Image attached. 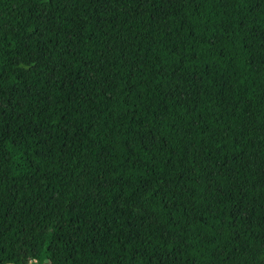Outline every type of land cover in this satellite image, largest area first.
<instances>
[{
  "label": "trees",
  "instance_id": "1",
  "mask_svg": "<svg viewBox=\"0 0 264 264\" xmlns=\"http://www.w3.org/2000/svg\"><path fill=\"white\" fill-rule=\"evenodd\" d=\"M264 264V0H0V264Z\"/></svg>",
  "mask_w": 264,
  "mask_h": 264
},
{
  "label": "rangeland",
  "instance_id": "2",
  "mask_svg": "<svg viewBox=\"0 0 264 264\" xmlns=\"http://www.w3.org/2000/svg\"><path fill=\"white\" fill-rule=\"evenodd\" d=\"M30 263H31V264H35V260H33V259L30 260Z\"/></svg>",
  "mask_w": 264,
  "mask_h": 264
},
{
  "label": "water",
  "instance_id": "3",
  "mask_svg": "<svg viewBox=\"0 0 264 264\" xmlns=\"http://www.w3.org/2000/svg\"><path fill=\"white\" fill-rule=\"evenodd\" d=\"M3 264H16V263H12V262H6V263H3Z\"/></svg>",
  "mask_w": 264,
  "mask_h": 264
}]
</instances>
